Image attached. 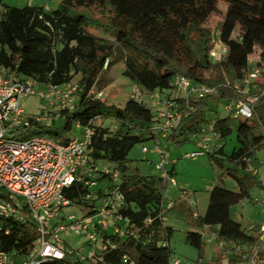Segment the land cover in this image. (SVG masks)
I'll return each instance as SVG.
<instances>
[{
    "label": "trees",
    "instance_id": "1",
    "mask_svg": "<svg viewBox=\"0 0 264 264\" xmlns=\"http://www.w3.org/2000/svg\"><path fill=\"white\" fill-rule=\"evenodd\" d=\"M220 3L226 9L216 28L226 54L214 62L210 56L214 34L208 21L218 12ZM256 51L257 65L264 66V0H60L55 9L3 5L0 70L41 84L76 81L81 89L74 110L61 112V127L32 121L28 127L15 129L13 139L45 135L66 143L73 126H88L93 131L90 164L95 168L100 161L112 163L117 173L116 184L108 186L105 193L98 190L94 199L83 182L64 191L71 206L86 211L84 217L98 212L97 200L107 195L118 197L115 206H110L114 209L112 229L95 228L101 244L92 256L81 260L75 253H66L62 260L44 259L40 264L172 262L170 242L175 229L165 224L164 212L173 209L175 203L166 194L168 183L160 176L131 172L127 165L134 146L155 141L153 128L159 110L131 98L118 107L90 95L102 74L119 62L124 64L122 75L143 94L174 90L170 83L176 76L218 88L216 95L201 99L165 97L175 99L181 119L161 141L164 151L189 142L197 145L201 136L207 135L212 144L206 155L219 169L205 213L193 216L194 212H187L192 228L185 233L184 242L201 252L203 236L212 234V243L223 248L230 263L251 264L253 260L255 264V258L261 260L264 243L259 226H250L249 230L231 216L232 206L251 200L253 185L263 187L255 178L253 166L256 152L264 146V96L258 98L249 118L235 116L233 110L236 102L247 97L234 85L243 88L249 58ZM210 99L225 102L227 107L233 104L224 117L215 112L208 118ZM232 133L236 146L227 153L224 141ZM169 174L174 175V165ZM105 177L112 179L113 174L101 172L99 178ZM224 178L231 179L234 188H226ZM0 196L7 200L5 194ZM168 202H172L170 208ZM1 221V249L15 262L28 260L38 238L35 223L29 219ZM194 226L200 229L194 230Z\"/></svg>",
    "mask_w": 264,
    "mask_h": 264
},
{
    "label": "built area",
    "instance_id": "2",
    "mask_svg": "<svg viewBox=\"0 0 264 264\" xmlns=\"http://www.w3.org/2000/svg\"><path fill=\"white\" fill-rule=\"evenodd\" d=\"M226 54L225 46L219 55L211 53L214 62H219ZM250 61V58H249ZM107 64V63H106ZM105 64V65H106ZM264 76V66H256L249 71L243 80V88L234 85V89L247 96L245 101L239 100L234 104L235 116L249 118L258 98L264 96V80L257 83L256 79ZM174 90L182 92L185 99L205 98L216 95L215 86L193 84L182 76H176L170 83ZM80 85L76 81H69L62 85L41 84L30 78L20 79L6 69L0 70V194H5L7 200L0 196V236L2 219L10 218L19 221L32 220L36 225L38 238L28 260L15 262L10 255L1 249L0 237V264H40L44 259L62 260L66 256L61 233L83 235L87 245L90 246L87 257L79 255V259L90 258L94 249L101 244L100 231L107 230L110 217H113L114 200L117 196L107 195L101 201L98 209L99 221L91 225L88 219H76L68 215L69 222L65 225L48 224L57 218H63V209L71 206V202L64 196V191L76 182H83L89 188L95 186L91 174L95 168L90 164V145L93 131L90 127H82L80 137H72L66 143H58L45 135L30 137L23 141L13 139L17 128L28 127L30 122L52 124L60 120L61 112L73 111ZM90 95L95 99L103 96L102 92ZM30 96H36L44 101L46 110L44 114L28 116L20 105V101ZM150 97L152 103L158 108V122L153 128L156 136L154 151L159 155L160 177L166 179L169 187H176L170 168L175 165V159H169L164 151L161 141L177 127L181 113L174 98H160L159 94H143L138 86L133 84L131 99L145 102ZM231 108L229 105L228 110ZM211 140L202 135L197 149L185 152L182 157L196 159L211 151ZM147 153L146 147L142 148ZM107 173V172H105ZM117 178V173H113ZM172 202H168L170 208ZM113 207V206H112ZM264 216V206L262 208ZM47 224V225H46ZM250 230V227H249ZM5 233L8 230H4ZM260 241L264 243V226H259ZM214 237V236H213ZM264 245V244H263ZM236 249H240L236 246ZM264 249V246H263ZM258 249H255L254 255ZM78 255V254H77ZM255 257V256H254ZM173 264H179L175 261ZM251 264H254L252 260Z\"/></svg>",
    "mask_w": 264,
    "mask_h": 264
},
{
    "label": "rangeland",
    "instance_id": "3",
    "mask_svg": "<svg viewBox=\"0 0 264 264\" xmlns=\"http://www.w3.org/2000/svg\"><path fill=\"white\" fill-rule=\"evenodd\" d=\"M60 0H2V5H0V11L5 6H14V7H24V6H45L47 9H55ZM226 5L220 3L218 5V12L213 14L209 21L208 26L212 29L214 38H213V47L210 51L211 53L219 55L221 53L223 45L220 43L217 35V24L223 18ZM92 33L97 35H102L100 32L90 30ZM233 37H237V31L233 34ZM212 58V57H211ZM213 60V58H212ZM259 60V51H256L253 56L250 57L249 61V70L252 71L257 66ZM214 61V60H213ZM124 69L123 62H119L108 69L102 74L99 78L98 83L93 89L94 93L102 92V99L108 104H113L118 107H123L127 99L130 97V94L133 89V84L130 80L125 78L122 75ZM264 80V76L261 75L256 79L257 83ZM171 95L172 97H183V94L179 90L167 89L164 90L160 95V98L164 99L165 96ZM145 103L152 109L155 110V106L152 102H147L148 99L145 98ZM153 106H152V105ZM233 103H230L232 105ZM20 105L23 108L25 114L28 116L44 114L46 106L43 100L37 98L36 96H30L24 98L20 101ZM208 118L216 112L220 117H224L227 114L228 107L225 102H217L213 99L208 101ZM264 116V113H263ZM63 124V119L57 120L54 123L56 128L61 127ZM81 130L77 129L76 126H73L70 134H67L68 138L80 137ZM235 133H232L224 141V150L229 153L236 146ZM62 144V143H61ZM146 147L148 149L147 153L142 152V148ZM155 142L150 140L142 144H137L129 152L127 158V165L129 171L137 172L141 175H153L160 176L161 169L159 167V155L154 151ZM197 149V145L192 142L185 143L178 148L171 146L169 150L165 152L168 154L169 159L176 160V169L178 172L173 176L175 180L177 179L180 188L184 187L188 195L187 199L192 203H195L196 207L193 209L194 213H198L200 216L204 213L208 195V189L212 188L217 182V175L219 169L215 166H212L209 157L201 156L194 160L183 158L182 155L185 152H191ZM255 171L258 172V177L260 181L264 184V146L258 150L255 154ZM101 172H107L113 174L114 164L108 163L105 161H100L97 163L94 171L91 174V179L94 181L95 186L91 187V198H96V192L98 190L105 193L107 187L116 184L117 179L108 177L99 178ZM215 181V183H212ZM214 184V185H213ZM262 184V185H263ZM223 185L232 189L234 183L229 178H224ZM180 188L177 186L169 187L167 189V196L169 198H174L181 194ZM251 190V200H245L237 205L232 206L231 216L234 220L238 221L243 225V227H248L249 224L264 226V216L261 213L262 209V200L264 199V185L259 187L258 185H253ZM177 194V195H176ZM176 195V196H175ZM101 200L96 201V209H99ZM112 206H115L113 203ZM64 217L57 218L52 220L47 226L48 228L53 224H62L65 225L69 222L68 215H73L76 219H88L90 224L93 226V220L98 219V213L89 217H84L86 211L82 210L76 206H69L63 209ZM164 220L166 225H170L175 229L174 235L171 239V247L173 248V254L171 255V264L177 261L179 264H234V262H229V258L225 255L222 247L214 245L212 243L213 235L205 234L203 236L204 244L201 252L191 247L184 242L185 233L188 229L192 228L189 226L190 222L189 216L187 213L178 214L173 210H168L164 212ZM112 219V218H111ZM200 228L194 226V230H199ZM62 241L63 248L67 254L75 253L83 257H87L89 254L90 246H87L86 239L83 235H77L74 233L65 234L61 233L59 236ZM264 246V245H263ZM263 246L260 248L263 249ZM262 251V250H261ZM200 254V256H199ZM200 257V258H199ZM262 259L259 260L258 257L255 258V264H264V253L261 255ZM263 261V262H262ZM246 264H250V261Z\"/></svg>",
    "mask_w": 264,
    "mask_h": 264
},
{
    "label": "crops",
    "instance_id": "4",
    "mask_svg": "<svg viewBox=\"0 0 264 264\" xmlns=\"http://www.w3.org/2000/svg\"><path fill=\"white\" fill-rule=\"evenodd\" d=\"M45 7V6H44ZM46 9H47V7H45ZM163 93V92H162ZM161 93V94H162ZM156 94H158V93H156ZM161 94H159V95H161ZM166 97V96H165ZM164 97V98H165ZM147 99H148V101L147 102H152V100L150 99V97H146ZM152 105V104H151ZM153 106V105H152ZM156 110L158 109L157 107H154ZM176 164L177 163H175V165H174V175L178 172V170L176 169ZM173 175V176H174ZM254 175H255V178L259 181V183L261 184V186H263L264 184L260 181V179H259V177H258V172H256V171H254ZM176 183H177V186L180 188V185L178 184V182H177V179H176ZM212 183H215V181H213ZM263 184V185H262ZM214 185V184H213ZM176 186V187H177ZM175 187V188H176ZM233 188H234V186H233ZM180 190H182L181 191V194L179 193L178 194V196L176 197V199H174V198H169V199H173L174 200V208L173 209H171V210H173V211H175V212H177L178 214H182V213H187V212H189V211H192L193 212V209L196 207V205H195V203L196 204H198L197 203V201H195V203H192L191 205H190V202L188 201V199H187V197H188V195H186L187 193L185 192V191H187L186 189H184V187H182V188H180ZM211 190V188L210 189H208V191H207V195L209 196V191ZM166 194H168V192L166 193ZM177 195V194H176ZM175 195V196H176ZM102 202V201H101ZM207 204H208V200H207ZM262 206H264V199L262 200ZM100 205H101V203H100ZM232 208V207H231ZM263 208V207H262ZM206 209H207V205H206V208H205V211H206ZM205 211H204V213H205ZM261 211H262V209H261ZM203 213V214H204ZM262 213V212H261ZM202 214V215H203ZM193 216H199V214L198 213H194L193 214ZM99 218V217H98ZM112 218V219H111ZM165 219V218H164ZM99 221V219H97L96 221H95V219L93 220V225H95V224H97V222ZM112 221H113V217H110V224H109V226H108V228H107V230H110V229H112ZM238 222V221H237ZM250 226H252V224H249V226L248 227H250ZM88 246V245H87Z\"/></svg>",
    "mask_w": 264,
    "mask_h": 264
}]
</instances>
